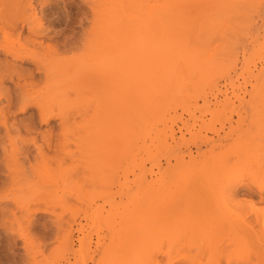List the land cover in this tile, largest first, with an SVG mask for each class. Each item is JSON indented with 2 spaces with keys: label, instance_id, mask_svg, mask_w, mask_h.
I'll use <instances>...</instances> for the list:
<instances>
[{
  "label": "rangeland",
  "instance_id": "obj_1",
  "mask_svg": "<svg viewBox=\"0 0 264 264\" xmlns=\"http://www.w3.org/2000/svg\"><path fill=\"white\" fill-rule=\"evenodd\" d=\"M32 4L43 27L55 20L53 31L102 26L123 59L116 75L74 69L59 77L54 96L42 85L32 92L57 114L49 125L36 115L39 131L53 126L59 142L38 159L33 182L69 201L30 213L9 202L1 170L0 264H168L152 250L182 243L194 246L190 264H264V199L255 193L264 188V0ZM88 45L58 53L83 67ZM242 215L253 229L239 238L230 225Z\"/></svg>",
  "mask_w": 264,
  "mask_h": 264
},
{
  "label": "bare ground",
  "instance_id": "obj_2",
  "mask_svg": "<svg viewBox=\"0 0 264 264\" xmlns=\"http://www.w3.org/2000/svg\"><path fill=\"white\" fill-rule=\"evenodd\" d=\"M32 2L33 0H0V33L3 35L0 40V50L4 51L6 56L11 57V59L7 57L0 59V97L5 99V104L0 105V127L3 128V131L0 129V145L4 156V162H0V172L3 169L7 171L8 186L10 185L13 192L10 194L12 196L6 194L9 202L25 208L30 213L38 210L41 205L66 204L69 201L64 196L52 197L53 189L45 190L38 183L33 182L39 172V167L36 165L38 159L47 158L49 151L55 153L59 148V142L57 130L53 126L45 131H39L36 125V115L39 117L40 124L49 125L57 114L48 109L45 102L31 97L32 92L42 85L38 91L42 94L52 93L51 96H54L59 77L71 76L74 69L81 68L78 73L88 77L93 76L96 71L116 75L122 66L123 59L118 44L109 45L110 35L102 26L98 25L97 29L84 30L79 34L74 29L69 32L53 31L49 26L54 24L55 20L47 17L49 26L43 27L42 20L37 18ZM153 10L156 11L155 8ZM168 10V7H165L162 11L167 12ZM98 15L99 10L95 14V19L93 18V24L99 20ZM71 19L68 24L74 23ZM6 28L19 30L18 34L14 36ZM45 41H54L55 45L49 43L44 46ZM81 41L89 44L81 57L83 62L80 63H83V67L74 66L73 57L59 56L60 46L66 50H73ZM56 44L59 46L57 47ZM25 64L30 66H25ZM7 81L13 82L14 87H6L5 82ZM91 81L93 80H89ZM32 106L35 112L30 111L27 117H19L14 113L16 110L26 113ZM35 133L36 135L31 136ZM27 136L31 137L27 139ZM17 139L21 141L20 145H17ZM31 147L36 149L34 155ZM30 157L36 160L34 165L31 164ZM26 162L29 164L28 169L24 166ZM8 189L6 190L9 191ZM238 191L239 189H234L233 192ZM256 191L255 193L262 201L264 188ZM251 192L252 190L248 188L245 194L248 195ZM186 197L196 199V195L191 193ZM35 207L38 208L35 209ZM246 216L242 215L238 224L230 225L231 230L235 229L236 237L240 238L242 235L247 237L252 232L253 221L248 220ZM192 247L194 246L188 243L167 249L162 246L152 250L150 256L165 255L168 264H190L188 254ZM197 247L199 251L202 250V246L197 245ZM216 262L221 264L220 260ZM226 264L249 263L245 257H228Z\"/></svg>",
  "mask_w": 264,
  "mask_h": 264
}]
</instances>
